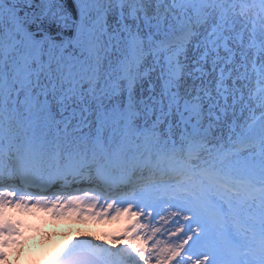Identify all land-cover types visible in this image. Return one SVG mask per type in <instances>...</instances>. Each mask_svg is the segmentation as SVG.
<instances>
[{
    "label": "snow or ice",
    "instance_id": "1",
    "mask_svg": "<svg viewBox=\"0 0 264 264\" xmlns=\"http://www.w3.org/2000/svg\"><path fill=\"white\" fill-rule=\"evenodd\" d=\"M185 3L192 5L197 26L207 25L202 37L205 50L200 60L206 63L211 49L215 54L212 71L216 72V80L214 88L206 82L196 86L194 95L181 98L179 81L184 66L179 57L181 51L187 50L191 37L197 34L191 29V16L178 22L179 26L188 24V31L181 37L167 43L156 41L165 49H172L169 59L176 61V71L163 82V88L165 95L170 97L169 115L175 105L180 117L178 133L173 132L169 123L167 136L162 137L158 131L162 121L142 130L126 127L120 143L111 151L97 139L92 143L90 154L87 136L71 140L65 137L68 150L66 162L61 164L59 131L54 140H48L47 133L36 132L40 127L39 120L49 129L58 127L59 121L55 120L49 106L47 110L41 108L39 120L30 125L32 135L16 146L15 166L8 165L13 172L33 182L45 176L53 182L57 179L67 182L70 176L80 177L85 168L95 165L98 180L129 187L126 199L130 203L150 209V214H156L162 205L171 208V239L156 238L154 243L152 236L119 242L107 240L105 243L75 240L54 257L56 264H264V96L259 97L256 107H250L243 91L247 84L243 88L237 85V80L250 78L245 62L249 48L256 49L252 67L257 71L259 83L261 73L256 66V57L264 51V41L256 39L255 25L247 45L243 42V31L236 34V42L245 51L239 53L241 63L235 64L239 74L233 76L234 69L226 66L234 64L237 56L236 50L229 45L233 37L228 35L235 31V24L229 20L223 0H181L182 5ZM260 4L264 6V0H260ZM24 7L32 5L28 3ZM24 7L20 0H0V30L26 34ZM212 8L219 9L214 18L211 12L205 11ZM135 11L133 9V17ZM144 11L146 15V9ZM59 19L66 18L61 15ZM160 26H164L163 18ZM167 27L171 29V23ZM143 43L138 33L129 41L137 65ZM221 50L228 56L217 68L216 63L223 59L219 55ZM192 71L199 74L193 77L197 80L208 75L201 65ZM23 75L26 82H30L31 73L25 71ZM4 83L0 73V93ZM134 84V79H130L129 91ZM256 95L251 93L248 99L255 100ZM256 108L260 109L259 113ZM245 109H248L247 116ZM241 117L243 121L238 124ZM5 119L7 117L0 114V149L3 148ZM67 127V123L64 124L65 131ZM222 128L227 129L226 134H217ZM73 131L79 132L81 128ZM81 144L85 145L83 151ZM2 166L4 160L0 156ZM127 214L126 209L120 218L125 224L133 223L135 214L131 218H127ZM0 231H7V226ZM239 237L246 238L247 242L241 243ZM10 249L0 246V260L7 259Z\"/></svg>",
    "mask_w": 264,
    "mask_h": 264
},
{
    "label": "rangeland",
    "instance_id": "2",
    "mask_svg": "<svg viewBox=\"0 0 264 264\" xmlns=\"http://www.w3.org/2000/svg\"><path fill=\"white\" fill-rule=\"evenodd\" d=\"M248 1L251 4L249 11L253 13L251 17L254 21L245 22L252 28L255 25L256 39L264 41V20L259 18V14H255L256 6L258 9L262 5L260 0H253L255 3L252 0ZM77 2L80 9L78 33L72 42L68 41L60 48L49 45L46 39L42 40L43 42L41 41L38 46H34L32 41L20 34L15 35L17 41H14L12 36L5 35L6 32L0 30V73L2 72L5 77L9 78L5 79L9 87L6 88L4 85L3 92L0 93V114L7 117L4 120L3 143L5 148L3 152L6 154L4 160L9 165L14 164V159L10 156L14 147L32 135L30 125L39 120L40 109L47 110L49 106L55 120L59 121V125L49 129L44 127L42 120H39L40 127L36 128L37 134L47 133V139L54 140L56 132L59 131L61 147L65 148L67 145L64 142L65 137L71 140L73 137L87 136L89 154L93 141L97 139L103 142L105 149L111 151L120 143L126 127L142 130L151 128L157 121H162L158 129L162 137L167 136L166 129L169 123L172 125V130L175 128L173 132L178 133L180 130V117L177 109L173 105L171 115H169L170 97L165 95L163 88L166 77L170 79L172 76L168 71L173 69V63H169V59L163 58L162 55L169 56L173 50L163 48L159 49L157 54H153V45L149 37H156L163 42L176 40L188 31L187 23L179 26L178 22L187 20L189 16L192 18V31L207 28V25L197 26L192 5L185 4L184 8L187 11L181 13L180 10L173 11L164 2L160 4L158 0H139V2L137 0H77ZM133 9L136 10L135 17H133ZM218 11L219 9L215 8L216 15ZM232 15L238 19L236 11H233ZM162 18L163 27L160 26ZM235 18H230V20L233 23L242 21H234ZM169 23L172 25L171 29L167 27ZM137 33L144 42L141 55L146 57L145 60H140L138 65L133 61V52L129 46V41ZM164 33L166 35H163ZM192 38L194 35L191 37V42L187 43V48L194 43ZM180 42L183 43L182 40ZM202 45L204 46L203 42ZM36 47L38 53L34 51ZM252 50V54L247 53L245 61L250 78L244 81L237 80V83L243 88L245 82L248 81L252 83L253 90L261 87L255 100L248 99L251 90L248 92V84L246 87L245 99L248 103L251 102V107H256L259 97L264 96V51L256 57V66L261 73L259 83H257V71L250 63L256 49ZM184 53L185 51H181L179 59ZM213 57L214 54H209V62L204 64L206 67L211 66V73L205 69L208 75L202 79H194L195 76L190 75L186 67L183 68L181 84L179 82L182 99L194 95L197 85H205L207 82L214 88L215 81L213 80L216 79V72L212 71ZM237 58L230 67L241 63L239 54ZM155 63L158 64V70L148 67ZM15 65H18V69L21 67L22 70L31 73L30 82H26L23 74L16 75L18 69ZM44 65V70L38 72V69ZM220 65L218 61L216 67L219 68ZM194 74L199 75L195 72ZM238 74L237 71L232 73L233 76ZM130 79L135 81L131 91L128 86ZM228 84H231V80ZM33 102H35V107H32ZM205 110H207L206 102ZM256 111L259 113L260 109L256 108ZM147 112H149L148 115ZM242 121L243 117L238 120V124ZM66 123L67 131L64 129ZM77 127L81 128V131H73ZM226 132V128L217 130V134H226ZM84 149L85 145L81 144L80 150ZM88 175L93 178L94 174L90 172V169ZM85 197L82 198L83 202L96 196L89 194ZM14 202L17 205L11 206L0 197V226L7 218L18 220L22 223V227L13 234L3 235L0 231V238H5L4 246L9 248L16 246L14 248L16 258L21 257L26 248L33 249L35 243L41 239V242L48 240L43 246L48 244L49 247L45 246L44 251L40 247L39 255L42 250V255L48 256L58 248L55 255H51L50 259H45V262L55 260L54 257L66 245L76 240L74 235L68 239L72 232L71 228L67 231H57L56 229L61 225H80L88 228L86 231H81L78 227L75 229V234L83 236V240L87 239L92 243H105L107 240L116 242L125 239L135 240L137 237L147 238L148 236L153 237V243L156 238L171 239L169 229L172 225L166 227V224H172L171 208L156 214L155 220H149L147 211L138 216L136 209H127L125 206L128 204L130 207L135 205L129 202L122 205L123 208H118L116 216L104 212L103 216L93 221L90 220L92 215L88 211L82 216L57 217L34 208V214L31 216L25 209L27 208L26 202L18 199ZM112 203V201L102 202L107 207ZM126 209L128 210L127 218H131L133 214L136 216L131 224H125V220L120 218L121 213ZM54 225L58 228L53 227ZM43 228L49 232L44 236L41 235ZM121 228L123 231H120ZM155 229H160V232H155ZM56 237L58 239H54ZM35 238H39L38 241L34 240ZM65 240L66 242L61 247V241Z\"/></svg>",
    "mask_w": 264,
    "mask_h": 264
},
{
    "label": "bare ground",
    "instance_id": "3",
    "mask_svg": "<svg viewBox=\"0 0 264 264\" xmlns=\"http://www.w3.org/2000/svg\"><path fill=\"white\" fill-rule=\"evenodd\" d=\"M253 1V0H252ZM251 1V2H252ZM158 2L161 4V3H165L168 7H170L171 9H173V11H179L181 13H186L187 10H185L184 8V5L187 4H181V0H176V1H173V0H158ZM254 2V1H253ZM253 2H252V5H253ZM255 3V2H254ZM255 5V4H254ZM251 6L250 4V1L248 0H245V1H242V0H223V7L225 9H227V13H228V18L230 20V18H235L234 15H232V12L233 11H236L237 12V18H235L234 21H239V20H242V21H239V22H235V31L234 32H230L228 33V35L232 36L233 39L229 40V45L234 48L237 52V56L236 58L238 57V54L240 52H243L245 51V48L242 47L239 43L236 42V39H235V35L240 33L241 31H243V36H244V44L247 45L248 42H249V37H250V34H251V31H252V26L248 23H246L245 21H254L253 18L251 17V15H253L252 12L249 11V7ZM256 6V5H255ZM205 11H209L212 13V17L214 18L216 16V13H215V8H212V9H205ZM262 12H264V6H260L258 7L257 9V6H256V12L255 14L258 15L259 14V18L260 19H263L264 20V14H261ZM147 16H150V14H147ZM207 31V28H198L197 30H194V32L198 33L199 35H194V38L193 39V44L192 46H189L187 48V50L185 51V53L183 54V56L179 59L180 60V64L184 66V68L186 67V69L189 71L190 75H194V76H197L194 74V72L192 71V69L197 66V65H201L204 69H208L209 72L211 73V66L209 65L208 67H206L204 64V62H202L200 60V57L202 56L204 50H205V46L202 45V37H204L205 33ZM156 41H160L158 38L156 37H153V39L151 40V43L153 45V54H157L158 50L159 49H163V44L161 45H158L156 43ZM168 41H172V40H168ZM168 41L164 42V43H167ZM196 42V43H195ZM182 44V42H180ZM197 44H200V47H196ZM165 49V48H164ZM253 48H249L247 49V53H250L252 54V50ZM211 49H209V54H211ZM214 54V53H212ZM228 53L224 52L223 50L220 51L219 55L220 57H222L223 59L219 60V63L220 64H223L225 62V57L228 56L227 55ZM215 55V54H214ZM163 58H168L169 59V56L163 54L162 55ZM146 57L144 55H141V61L145 60ZM209 55H208V58H207V62H209ZM238 59V58H237ZM172 62L173 63V69L168 71L169 75H172L175 73L176 71V61L175 59H169V63ZM195 62V63H194ZM252 63V61L250 62ZM188 64H190V66H188ZM148 67L154 69V70H158V64L155 63L153 65H148ZM227 67H230V65H227ZM233 68V72H235V67H231ZM232 72V73H233ZM167 73V75H168ZM166 73H164L165 75ZM216 74V73H215ZM214 78V77H212ZM169 77H166V80H168ZM216 80V79H215ZM213 80V81H215ZM180 82V81H179ZM181 84V82H180ZM245 84H248L249 85V88H248V92H250L249 90H251V93H260L261 91V87H256V90H253L251 87H252V83L246 81ZM238 85V83H237ZM208 86H211L210 84H208ZM229 86H231V84H229ZM243 91H244V94L247 93V88H243ZM213 95H215V92H213ZM229 103H231V97H229ZM207 104V102H206ZM249 106L251 107V102L248 103ZM149 114V112H147V115ZM244 114H248V109H245V113ZM173 130H175V128H173ZM48 138V137H47ZM49 140V139H48ZM26 141L22 142V143H25ZM21 143V144H22ZM15 148L14 147V150L12 151L11 153V157L14 159L15 161ZM68 150V146L66 145V148L65 147H61L59 149V152H60V163L61 164H64L66 162V151ZM12 159V160H13ZM90 169V172L92 171V173H95V166L93 167V165L87 167L84 169V172L81 174L80 177H69L68 178V181H64V180H60V179H57L55 182H53L52 180H50L47 176H45L43 178V187L44 188H49V187H52L54 186V184L56 183H61L62 187H65V188H69V187H75V186H72V182L74 181H77V180H80L83 181L85 177H87V179L89 181L92 180V177L90 175H88V170ZM137 174H139V172H137ZM87 175V176H85ZM23 179L20 181H17V184L18 186H20L21 188H24L27 183V181L29 179H27L26 177L22 176ZM83 178V179H82ZM10 182H16L15 179H13L12 181ZM117 184H121L122 185V188L123 190L127 191V189H129V187H126L123 183H117ZM75 189V188H74ZM0 197H3V198H9L6 194L4 193H0ZM126 198H124L125 200ZM81 198L79 199H74V198H63V199H55L53 203H50L48 201H44V200H41V201H28L26 204H27V208H25L26 210H28V212L30 213L31 216H33L34 214V208H37L39 209V211H44L45 213L49 214V215H55L57 217H67V216H70L73 214V210L74 208H76L77 205H80L79 202H80ZM10 201V202H9ZM8 202L10 203L11 206H14V205H17L13 200H8ZM127 204H128V201H126ZM81 203V202H80ZM85 210H82L80 211L79 215H83L84 212L86 211H90L91 209L90 208H100L102 207L101 205V202L99 201H96V200H93V199H87L85 203ZM125 203H115L116 205V208H123L122 205H124ZM126 205V204H125ZM54 206V207H53ZM129 204L126 205L125 207L128 208ZM136 209L137 210V215H141V214H145V212L147 211L149 214H150V209H147V208H142L140 206H133L131 207V209ZM167 208L166 205H162L158 212H164ZM119 209H109V211L112 213V212H115V211H118ZM155 214H150V216H153L154 217ZM18 223L19 221L18 220H11V221H8V223ZM22 223L19 222V225H17V229L15 228V230H8L7 231H13V232H16L18 229H21V228H18L19 227H22L21 225ZM172 224H166V227L170 226ZM4 226H1V228H3ZM53 227L55 228H58L56 225H54ZM44 230V228H43ZM7 231H2L4 234L7 232ZM48 231L47 230H44L41 235L44 236L46 235ZM49 233V232H48ZM74 238L76 240H83L84 237L83 236H79L78 234H74ZM240 238V237H239ZM39 238H35L34 240H37L38 241ZM41 240V239H40ZM38 241L37 243H35V246L33 247V249H27V255L30 257V256H33V257H40V256H43L42 255V250L44 251V247L46 246L49 247V245H45L43 246L44 243L48 242V240H44L43 242L41 241ZM2 238H0V246H4V244L2 243ZM95 243V242H93ZM8 247V246H7ZM12 247L10 250H9V255H11V253L13 254L14 253V256L13 258L14 259H20L21 257H15L16 256V253H15V247L16 246H10ZM41 247V255H39L40 253L38 252V249ZM49 249H47L48 251ZM0 261H4V260H0ZM43 263L45 264V260L43 261Z\"/></svg>",
    "mask_w": 264,
    "mask_h": 264
},
{
    "label": "water",
    "instance_id": "4",
    "mask_svg": "<svg viewBox=\"0 0 264 264\" xmlns=\"http://www.w3.org/2000/svg\"><path fill=\"white\" fill-rule=\"evenodd\" d=\"M31 3L32 7H24ZM24 7L23 23L28 39L38 42L47 38L51 45L61 47L68 39L72 42L80 22L76 0H20ZM66 19L61 21L60 16ZM48 264H56L51 262Z\"/></svg>",
    "mask_w": 264,
    "mask_h": 264
},
{
    "label": "clouds",
    "instance_id": "5",
    "mask_svg": "<svg viewBox=\"0 0 264 264\" xmlns=\"http://www.w3.org/2000/svg\"><path fill=\"white\" fill-rule=\"evenodd\" d=\"M80 228L81 231H86L88 230V228L82 227L80 225H61L58 229H56L57 231H67L69 228L72 229V232L70 233V236L68 237V239L71 238L72 235L75 234V229L76 228ZM54 239H58V237L54 238ZM66 242L65 241H61L60 246H63V243ZM59 249H55L54 251L51 252L50 255L48 256H40V257H33V256H28L27 255V248L24 250V254L21 256L20 259H14V253L9 255L6 260L4 261H0V264H43V261L45 259H50L51 255H55V252L58 251Z\"/></svg>",
    "mask_w": 264,
    "mask_h": 264
}]
</instances>
